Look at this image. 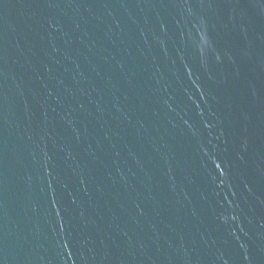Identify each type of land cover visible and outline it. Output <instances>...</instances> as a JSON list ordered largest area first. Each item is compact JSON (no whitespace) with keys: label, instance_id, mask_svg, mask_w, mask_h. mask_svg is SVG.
I'll list each match as a JSON object with an SVG mask.
<instances>
[{"label":"water","instance_id":"95a60500","mask_svg":"<svg viewBox=\"0 0 264 264\" xmlns=\"http://www.w3.org/2000/svg\"><path fill=\"white\" fill-rule=\"evenodd\" d=\"M0 264H264V0H0Z\"/></svg>","mask_w":264,"mask_h":264}]
</instances>
